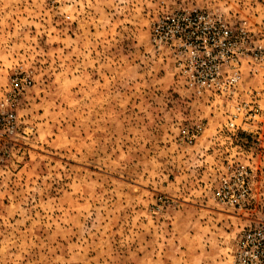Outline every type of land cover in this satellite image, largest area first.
<instances>
[{"label": "rangeland", "instance_id": "rangeland-1", "mask_svg": "<svg viewBox=\"0 0 264 264\" xmlns=\"http://www.w3.org/2000/svg\"><path fill=\"white\" fill-rule=\"evenodd\" d=\"M176 8L264 31V0H0V111L32 80L0 126V264H231L249 222L212 192L237 148L150 42Z\"/></svg>", "mask_w": 264, "mask_h": 264}, {"label": "built area", "instance_id": "built-area-1", "mask_svg": "<svg viewBox=\"0 0 264 264\" xmlns=\"http://www.w3.org/2000/svg\"><path fill=\"white\" fill-rule=\"evenodd\" d=\"M150 42L181 86L206 96L236 152L220 167L213 199L247 218L231 264H264V31L248 16L232 20L218 8H176L158 15ZM32 80L11 78L0 126L13 131L18 95ZM199 122L184 130L192 142Z\"/></svg>", "mask_w": 264, "mask_h": 264}]
</instances>
